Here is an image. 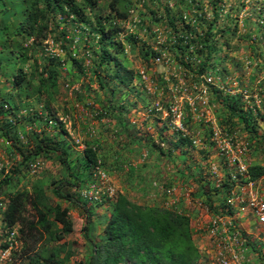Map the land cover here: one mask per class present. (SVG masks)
Returning <instances> with one entry per match:
<instances>
[{"label":"trees","instance_id":"obj_1","mask_svg":"<svg viewBox=\"0 0 264 264\" xmlns=\"http://www.w3.org/2000/svg\"><path fill=\"white\" fill-rule=\"evenodd\" d=\"M6 1L7 3L0 0V4L4 2V5L0 6L3 8L1 11L10 12L9 6L14 2ZM17 1L23 3L24 15L18 20L15 13L10 14V18L18 21L13 23L15 30H11L8 25L4 27L5 30H9V34L5 32V35H8L9 42H13L12 37L15 36L23 38L22 44L18 45V54L24 60L26 67L28 62L32 61V69L27 73L26 67L21 68L12 77L11 87L8 90L0 89V140L5 142L7 149L12 151V155L20 158V161L14 160L16 162L7 173V170L3 169L0 174L1 230L9 236L16 226L23 224L20 232L22 236H25L23 237V254L13 264H72V258L75 255L71 243L66 240L77 229L71 218L70 208H63L61 204L50 202L46 192V182L43 180L33 184L31 189L18 188L22 183L20 177H26L31 165L40 161L43 163L56 161L66 174L60 182L50 183L53 186L54 196L77 208L85 209L87 213V220L81 231L89 245V251L85 261L74 264H200L203 256L193 238L190 216L154 204L155 199L151 198L153 191L150 188V183L154 180L150 177L153 169L151 156L154 154L160 164L164 159L177 164V154H185L184 147L189 146L190 143L178 134L168 138V134L163 133L167 127L161 128V135L165 136L163 142L169 143L167 148L155 143H144L140 140L138 142L132 136L125 134L126 122L129 121L131 113L138 111L134 108V104L130 105L125 101L124 93L126 88L132 87L135 72L123 66L117 56L110 51L109 46L113 43L112 39L118 30L113 26V20L127 17L128 8L131 6L129 0H109L108 5L104 6V9L110 10L107 16L102 14L101 0ZM218 2V0L213 1V3ZM58 16H61V20H58ZM62 21L90 26L89 38L98 39L100 51L95 53L98 58L95 57L92 60L93 66L90 68L97 80L96 90L105 97V101H101L104 115L109 118L113 116L114 119L112 120L114 126L103 124V127L107 133L118 127L114 138H112L113 135L107 138L103 134L102 143L104 142L105 145H100L97 140H89L86 150L82 153L74 149L70 142V133L65 127L66 122L59 120L53 106L59 94L60 79L65 71L68 69L66 74H71L75 69L82 70L85 61L83 57L77 59L73 56L71 48L73 38H70L68 29L60 31ZM57 31L58 35L55 39H63L62 48L66 52L64 61H60L57 56H47L42 48L43 43ZM213 35L210 28L205 43ZM222 35L224 33H218L217 40ZM248 37L252 39L251 34ZM257 37L254 36L253 43H256ZM263 38L264 35L261 39ZM205 45L209 52L213 50L209 42ZM254 46L252 48L256 50ZM10 48V45L4 43L1 51L10 50ZM10 52L15 53L12 50ZM210 61L212 58L208 56L203 65L205 67L202 69L210 66ZM65 63L68 64L66 70ZM9 80L10 78L8 82ZM11 90L17 92L19 100V104L14 106L5 98ZM91 91L94 89L92 88ZM118 91L122 92L121 96H118ZM215 100L216 114L223 123L224 129L233 132L243 127L250 140H264L256 118H252L249 110L245 109L239 96L218 94ZM32 102L43 103L44 111L32 112ZM20 109L26 112V115L16 114ZM49 121L56 122L54 129L49 128ZM156 121L160 124L158 119ZM143 122L142 124H145L144 120ZM35 123L42 125L41 133L38 134L34 130L24 135L25 127ZM252 150L256 149L251 147ZM145 152L149 154L146 161L141 159ZM135 161L138 162L137 166L133 165ZM99 168L109 173H117L123 180L126 191L118 192L113 199H108L110 214L102 221L104 236L101 242L97 243L92 238L95 225L92 211L88 206L92 204L87 200L81 203L70 191L88 188L96 180ZM248 169V181L257 183L264 177L262 164L249 165ZM202 172V170L194 169V172L187 173L185 169L177 168L172 181L169 179L167 182L170 184L176 181L186 184L194 180L198 183L200 197L207 199L214 214L228 213L227 200L232 184L225 181L222 188L217 189L213 182L206 180V175ZM127 189L137 191L147 198L150 197L153 204H150L149 200L147 204L134 201L126 193ZM3 197L6 200H3ZM27 210L34 211L33 220L25 217L24 213ZM236 212L230 207L229 213L235 215ZM241 238L249 253L264 262L261 242L252 240L244 231L241 233ZM30 240L33 242L31 246L28 242ZM61 240L65 241L60 243ZM9 246L6 242L2 249L6 250ZM13 253L15 259L17 252Z\"/></svg>","mask_w":264,"mask_h":264},{"label":"rangeland","instance_id":"obj_2","mask_svg":"<svg viewBox=\"0 0 264 264\" xmlns=\"http://www.w3.org/2000/svg\"><path fill=\"white\" fill-rule=\"evenodd\" d=\"M141 1L142 0H129L130 3H138ZM146 1L147 6L142 9L143 11L140 10L141 18L144 20V26L140 27V30H137V36H131L130 32H121V34H119L118 31H116L117 34L115 35L114 39H112L113 43L109 46L110 51L117 56L118 60L121 61L123 66L132 70L133 63H131V60H134L135 57L126 56L125 50L128 48L129 52L138 54L140 58H147L149 54L147 52V48L151 46L149 43V37L152 36L153 29H151L149 26L154 25L151 22L153 14L149 12V10L151 11V8H154L155 14L158 15L163 13H161L162 4L166 2L168 3L170 1L176 2V6L171 10V12L167 11L168 18L165 19V25L168 28L173 27L171 18L184 20L183 16L181 17V9L187 10L189 4L200 3L207 5L208 9L217 8L218 10L215 12L216 22L212 27L213 30L216 31L214 36L216 38L215 42L217 43H214V47L217 46L216 50L218 52L216 53V57L218 56V58L216 59V57H213V64L220 65L219 67L222 68L224 73L227 74V76L225 75L226 77L239 81L241 84L245 85V88L248 86L249 106L252 107V110L249 107V112L251 113L252 118H256V123L260 128V134L263 137L264 96L261 103L259 104V107L250 96L255 87H260L264 92V38L263 40L261 39V37L264 35V0H218V3H213V1L217 0ZM4 2L7 3L6 0H4ZM4 2L1 3L0 6L4 5ZM10 2H14L13 5L9 6V8H11L10 12L1 11L3 8L0 7V89L2 90V84H7L6 87L8 88L11 87L13 79L12 77L21 68L24 69L26 67L24 60L19 57L18 54V45L22 44L23 38L15 36L12 37L13 42H9L7 39L8 35H5L6 33L9 34V30L4 29V27L8 25L11 30H15L13 23L15 24L18 20H20L19 18L23 17L24 5L21 1L17 0H11ZM108 2L109 0H101L100 2V6L103 7L102 14L105 16L110 13V10L104 9V6H107ZM209 10H207L206 13L212 14V12ZM14 13L16 14L18 20H13V18H10V14ZM57 18L58 20H61V16H58ZM89 28L90 26H85L83 23H75L70 21L68 23H63V21L60 23V31L68 29V34L70 32V38H73V44L71 45L73 56H75L77 59L83 57L85 61L83 64L84 69H75V71H73L71 74H66V72H68V64L65 63L64 68L65 70L67 69V71H65V74H63L60 79L59 94L56 96L55 101L53 102L54 110L56 115L59 117V120L63 123L66 122L65 127L70 133L71 144H73L74 149L81 153L86 150L85 147L87 145V141L97 140L100 142V145H105L104 142V144L102 143L104 140L103 134L107 138L113 135L112 138H114L116 135V130L118 131V127H116L107 133L103 127V124H106V126H114V122L112 121L114 119L113 116L109 118L104 115L101 101H105V97L102 93H99L96 90L97 80L90 67L93 66L92 60L95 57L98 58L95 53L100 51V44L98 43V39L89 38ZM145 28L149 29L147 30V33H144ZM218 33H224V35H222L219 40H217L216 37ZM52 34L53 35H51V38L49 36L50 39L43 43L42 48L45 50V54L47 56H57L60 61H64L66 59V52L62 48L63 39H55V36L58 35V31L53 32ZM249 34L252 35V39H249ZM254 36H258L256 43H253ZM4 43H6V45H10V50L15 51V53H11L10 50L1 51ZM252 44L255 45L254 48L256 50L252 48ZM40 54L42 53L40 52ZM144 64L145 63L143 62L142 65ZM31 65L32 61H29L27 67L25 68L27 73L31 71ZM1 74H3V76ZM8 78H10L9 82ZM134 82L135 80L133 81L131 88H126L124 90L126 97L125 101L130 105L134 104V108L136 110L138 109V111L134 110L136 112L131 113L129 121L126 122L127 128L125 134L132 136L136 139V141L140 140L144 143H155L166 148L169 147V143L165 144L163 142L165 136L163 138L161 135V128H163V124L161 122L158 124L156 118L154 117H148L149 114L147 113V109L154 105V99H148L146 94H144V90L140 89L138 86H135ZM92 88L94 91H91ZM14 90H11L8 95L5 94V98L12 106L19 104L17 92ZM121 94L122 92L118 91V96H121ZM236 96L240 97L246 109V100L239 94ZM31 104H33L32 112L41 113V111H44L43 103L32 102ZM21 113L26 115V112H22L21 109L16 112V114ZM102 114L105 117H102ZM143 120L145 121V124H142L144 123ZM13 121L15 122L16 120ZM48 124L50 129H54L53 127L55 126L56 122L50 123L49 121ZM217 124L218 126L223 125L220 118ZM34 130L40 134L43 130L42 125L39 123L30 124V126L25 127L24 135H27ZM163 131V133L166 134L174 133L168 128L164 129ZM233 133H237V136L241 137L242 141L249 143V153L246 156L247 164L251 166L252 164L259 163L264 166V140H250L244 132L243 127L236 129L233 131ZM114 142L116 143V141ZM202 143L208 148L195 149L193 147L187 146L185 149V154H177V163L182 164L183 166H181V169H185L187 173L190 171L194 172V169L196 171L202 170V174L206 175V180L213 182L217 189H221L224 182L229 181V183L233 186L230 193L228 194L229 200L236 185V183L232 181L231 177L235 172V168L234 166H226V158L220 155V153H218L215 148L209 144V140H202ZM251 147H254L256 150L251 151ZM11 152L12 151L7 149V145H5V142L1 139L0 174L2 173L3 169H5V171L7 170V173L16 162L14 161L15 159L20 161V158L12 155ZM148 158L149 154L147 155V152H145L141 159H145L146 161ZM134 159H136V157H134ZM151 159L153 163H159L156 160V156L154 154L151 156ZM136 160H138V158ZM164 161L167 160L164 159ZM40 162L43 163L42 161ZM183 162L187 163H185L186 166ZM36 163L38 162H35L34 164ZM170 163V161H167L168 166H161V168L164 170H161L158 165L152 167L153 171L152 176L150 175V177L154 180L150 183V188L153 191L151 198L153 197L155 199L154 204L190 216L193 238L196 246L199 248L200 253L203 256L200 264H264V262L259 260L257 256L249 253L245 245L244 249L239 247L235 249V257L233 255L234 253L223 252L222 247L219 245L217 240L211 236L209 231L210 220L215 214L212 212L207 199L205 197H200V189L199 186H197L198 183H196L194 180L184 184L187 185V189L182 194L174 193L172 197L167 196L165 193L167 188L164 187H167V180L170 179L171 173L173 174L172 176H175L174 171L170 172L167 167L173 168L176 166H169ZM137 164L138 162L135 161L133 165L137 166ZM41 165L42 166H39L38 171L33 172L32 168H30V172L26 174V177L21 176L20 178L22 179V183L18 186V188L20 190L24 188L31 189L33 184L43 180L46 182V192L50 202L53 204H61L63 208H70L71 218L77 228L76 231L66 239L69 243H71L72 248L75 251V255L72 258V264L79 261H85L89 251V245H87L81 230L87 220V213L85 209L81 207L77 208L69 202L60 200L54 196L52 191L53 186L50 183L53 181L60 182L63 177H66L62 166L56 161H46ZM213 169L217 170V174H213ZM173 170H175V167ZM261 180H259L258 183H255V185L256 189L264 198V177L261 178ZM243 182L246 183V179L243 180ZM154 183H157L159 187H154ZM110 189H112V191ZM122 191H126L125 184L123 183V180H121L117 175V173H109L101 168L97 169V178L88 188H83L80 191L76 189H72L70 191L72 195L81 201V203H84V201L87 200L92 204H89L88 206H90V210L93 214V224L95 227L92 232V238L95 240V242L100 243L102 237L104 236V222L102 223V221L110 214L108 199H113L118 192ZM126 193L128 196H130V198L136 202H139L140 204H147L148 200L150 204H153L150 201V197L147 198L137 191L128 190ZM3 200L6 199L3 197ZM92 200L96 203H94ZM178 200H181V203H179ZM179 204L181 206H179ZM207 208H210L209 212H207ZM229 209L230 207L228 205L226 211H229ZM234 210L236 211V209ZM33 214V210H27L24 213L25 217L29 218L30 220L34 219ZM232 216L235 219L238 231L241 233L244 231L248 237H251L252 240H258L261 242L264 250V224L256 223L255 218L249 213V210L245 208H240V211H237L236 214ZM21 227H23V224H19L15 227L14 230H16V238L14 239V246L12 248L9 246V248L6 250H3L2 246L6 242L10 245L11 240L7 233L2 231L0 227V264H13L20 256H22V248L24 243L23 237L25 238V236H22V233L20 232ZM64 241L65 240H61L60 243H63ZM28 242L30 243V246L33 244L31 240ZM13 252H17L15 259L13 258ZM221 254H224V256H221ZM222 258L225 262L222 261Z\"/></svg>","mask_w":264,"mask_h":264},{"label":"built area","instance_id":"obj_3","mask_svg":"<svg viewBox=\"0 0 264 264\" xmlns=\"http://www.w3.org/2000/svg\"><path fill=\"white\" fill-rule=\"evenodd\" d=\"M203 5L200 3L189 4L187 10L181 9V17L183 16L184 20L171 18L172 28L166 27L165 19L168 18V12H171L176 6V2L170 1L162 4L161 13H163L158 15L155 14V9L151 8L149 12L153 14L151 22L154 25L149 26L153 29L152 38L149 37L151 46L147 48L149 53L147 58H140L138 54L129 52L128 48L125 53L126 56L135 57L134 60H131L132 70L135 72L134 85L144 90V94L149 99H154V105L147 109L148 117L158 119L164 128L167 127L174 134L181 136L195 149L208 148L202 143V140H209V144L226 158V166L235 168L231 177L236 185L228 200L229 207L236 211H240V208L248 209L256 223L264 224V198L256 189L255 183L248 181L249 165L246 156L249 153V143L242 141L237 133L224 130L217 124L219 117L216 114L215 96L218 94L224 96L239 94L247 102L246 109L249 110L250 107L252 110V107L249 106V88L248 86L245 88V85L235 79L226 77L227 74L219 67L220 65L213 64V57H216L218 52L217 46L214 47L216 38L213 35L207 41L213 47L211 52L206 48L205 39L210 28L213 34L216 33L212 26L216 22L215 12L218 9L209 8V10L207 5ZM146 6V0L131 3L127 17L117 18L113 21V26L118 28V33L130 32L131 36H137V30L144 26L140 10L143 11L142 9ZM207 10L212 14H207ZM147 30L149 29L145 28L144 33H147ZM208 56L212 58L210 66L202 69L205 67L203 65ZM143 62L144 65H142ZM263 94L260 87H255L251 92L250 97L258 107ZM50 123L54 122L50 121ZM41 164L43 163L33 164L32 171H38ZM212 172L217 174L216 169H213ZM104 176L106 177L105 174ZM245 179L246 183L243 182ZM154 187L159 186L154 183ZM110 190L112 191V189ZM165 193L172 197L175 190L168 188ZM227 212L213 215L209 231L222 247L223 252L234 253L235 257V249L237 247L244 249L245 244L233 214ZM9 237L10 248H12L16 230L12 231ZM222 261L225 262L223 258Z\"/></svg>","mask_w":264,"mask_h":264},{"label":"crops","instance_id":"obj_4","mask_svg":"<svg viewBox=\"0 0 264 264\" xmlns=\"http://www.w3.org/2000/svg\"><path fill=\"white\" fill-rule=\"evenodd\" d=\"M2 76H3V74H1ZM1 83H2V81H1ZM7 85V84H6ZM6 85H4V84H2L1 85V87H3L4 89H6V90H8V87H6ZM9 85V84H8ZM172 135H175L174 133H172V134H168V137H170V136H172ZM163 138H164V136H162ZM188 146V145H187ZM186 146V147H187ZM190 147H191V145H189ZM186 147H184V150L186 149ZM186 151V150H185ZM165 160H167V159H165ZM184 164L186 163V162H183ZM162 164V166L164 165V166H168V164H167V161H163V163H161ZM161 164L160 163H151V166H155V165H158L160 168H161ZM187 164V163H186ZM186 164H185V166H186ZM176 166H178L177 168H179V169H181V166H183L182 164H180V163H177V164H175ZM169 166H174V162L173 163H170V165ZM175 167V166H174ZM173 167V168H174ZM168 169H169V171L170 172H173V171H176V169L177 168H175V170H173V168L172 167H167ZM161 170H164V169H162L161 168ZM161 170H160V172H161ZM153 171V170H152ZM159 172V173H160ZM173 174L171 173V176H170V179L171 180H169V181H172V178L174 177V176H172ZM261 181H263V180H261ZM166 183V182H165ZM174 183V184H173ZM173 183H168L167 182V186L168 187H164V188H171V189H174L175 190V194H177V193H183L187 188V185H184L183 183L181 184V183H179V182H173ZM258 183V182H257ZM187 184V183H186ZM163 185H165V184H163ZM188 191V190H187ZM166 197V196H165ZM182 200V199H181ZM181 200H178L179 201V203H181ZM179 206H181L180 204H179ZM207 212H209V209H208V211Z\"/></svg>","mask_w":264,"mask_h":264}]
</instances>
